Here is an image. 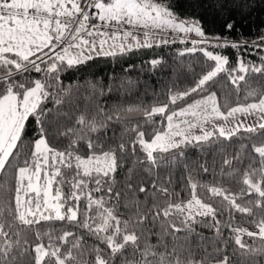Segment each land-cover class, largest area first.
<instances>
[{
    "label": "snow or ice",
    "instance_id": "snow-or-ice-1",
    "mask_svg": "<svg viewBox=\"0 0 264 264\" xmlns=\"http://www.w3.org/2000/svg\"><path fill=\"white\" fill-rule=\"evenodd\" d=\"M169 30L180 43L198 37L180 56L200 52L212 63L193 86L169 87L166 101L108 107L100 101L113 84L64 86L62 73L168 44L156 36ZM258 41L209 37L161 0H0V264H264V56L257 65L239 54L264 49V34ZM210 48L237 50L235 65ZM222 73L252 102L221 105L209 89ZM66 106L79 113L74 122H62L72 121ZM210 172L219 179L196 178ZM236 213L257 230L238 226Z\"/></svg>",
    "mask_w": 264,
    "mask_h": 264
},
{
    "label": "trees",
    "instance_id": "trees-1",
    "mask_svg": "<svg viewBox=\"0 0 264 264\" xmlns=\"http://www.w3.org/2000/svg\"><path fill=\"white\" fill-rule=\"evenodd\" d=\"M161 2L169 5L180 19L199 20L206 35L209 37H227L229 41L246 40L251 44L252 41L259 42L258 37L264 34V5L259 4L258 0L252 10L237 7L236 5L240 0H161ZM248 2L251 3L252 0H248ZM229 22L235 25L231 32L226 28V24ZM172 41L168 44H161L159 47L153 45L151 48L133 49L124 55L118 54L116 57L96 56L85 65L62 73L61 79L64 86L85 85L87 81H102L105 87L113 84L117 91L102 97L100 101L108 107L117 102L125 105L143 103L150 106L157 99L156 94H159L158 98L160 101H166V91L169 87H172L173 90H183L193 86L196 80L208 70V65L212 63L206 61V58L200 52L186 53L184 56L179 55L185 48L192 47L191 40H186V43H180L177 39L174 43ZM209 50L227 55L230 60V66L235 65L237 50L232 48H210ZM239 54L245 62L259 65L260 56H264V49L243 48ZM153 59H159L162 63L153 68L151 65ZM260 79L264 83V78ZM128 81H131V84H128ZM121 83L124 85L123 88L120 87ZM209 90L217 93L218 102L221 105L225 103L226 99L229 102V106L252 102L251 98L247 101L244 99L245 92L243 90L239 95L235 93L234 86L228 80L226 73L220 74L217 78V83L212 85ZM80 91L83 95L85 89L81 88ZM198 98L200 97L196 94L192 97V99ZM81 104H83V101ZM181 106L183 104H178L174 107L178 108ZM48 107H52L51 103L48 104ZM67 111L71 115L72 121H65L62 118V122H74L75 116L79 113L74 108H67ZM222 111H226V109L222 107ZM133 118L135 120H143V117L139 115ZM156 119L159 120L160 118L157 117ZM163 123L166 124V121ZM35 135L36 125L33 121L29 125L27 138H33ZM52 142L56 144L54 140ZM63 143H66V141ZM56 146L62 147L63 144ZM190 155L193 159H196L199 153L193 149L190 150ZM206 159L211 162L212 157L208 156ZM216 167L218 171L219 164ZM126 171L127 168L118 174V180L121 181L118 187H123L122 182ZM182 175L183 169H176L174 187L177 192H180L182 188L180 182ZM196 178L202 183H209L213 182L214 179H219L218 176L214 178L211 172L200 174ZM227 186L233 192H238L242 187L235 180L228 182ZM182 195L187 198L186 193H182ZM142 198L143 194H141ZM123 203L124 201L121 200V212L125 211ZM235 217L238 226L248 228L251 231L257 230L252 224L248 223L249 217L240 213H236ZM57 226H59V222H57ZM199 230L203 231L205 235H211L207 229ZM225 235H227V232H225ZM243 239L248 244L253 243V240L247 236L243 237ZM89 242L91 243V241ZM152 242L155 243V238H153ZM257 243L259 242L257 241ZM235 247L234 242H231L229 251L231 252Z\"/></svg>",
    "mask_w": 264,
    "mask_h": 264
},
{
    "label": "built area",
    "instance_id": "built-area-1",
    "mask_svg": "<svg viewBox=\"0 0 264 264\" xmlns=\"http://www.w3.org/2000/svg\"><path fill=\"white\" fill-rule=\"evenodd\" d=\"M97 21H93V23H96ZM126 28L128 26H125ZM137 31V35H139L140 37V40L143 39V34H142V31L141 30H136ZM180 35H183V34H177V33H173L171 32L170 30L165 32V33H158L157 36H156V39H160L161 37L165 38V39H168L169 42L172 41V40H179V36ZM192 39H198V37L195 36L194 33H190L188 34L186 40H192Z\"/></svg>",
    "mask_w": 264,
    "mask_h": 264
},
{
    "label": "rangeland",
    "instance_id": "rangeland-1",
    "mask_svg": "<svg viewBox=\"0 0 264 264\" xmlns=\"http://www.w3.org/2000/svg\"><path fill=\"white\" fill-rule=\"evenodd\" d=\"M142 42V41H141ZM238 119H240V120H243L244 119V117H242V116H240V117H238ZM255 121V117H248V119H247V123H249V124H251V123H253Z\"/></svg>",
    "mask_w": 264,
    "mask_h": 264
},
{
    "label": "crops",
    "instance_id": "crops-1",
    "mask_svg": "<svg viewBox=\"0 0 264 264\" xmlns=\"http://www.w3.org/2000/svg\"><path fill=\"white\" fill-rule=\"evenodd\" d=\"M143 42V40H141Z\"/></svg>",
    "mask_w": 264,
    "mask_h": 264
}]
</instances>
